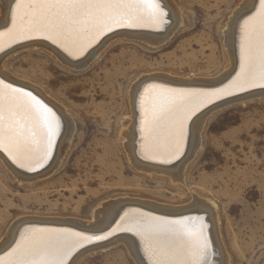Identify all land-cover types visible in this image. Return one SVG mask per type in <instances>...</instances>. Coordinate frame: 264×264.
<instances>
[{
    "label": "rangeland",
    "instance_id": "obj_1",
    "mask_svg": "<svg viewBox=\"0 0 264 264\" xmlns=\"http://www.w3.org/2000/svg\"><path fill=\"white\" fill-rule=\"evenodd\" d=\"M237 1L175 0L182 22L163 43L116 36L93 46L88 52L99 51L79 68L42 47L2 55L12 75L65 107L74 131L72 149H64L44 176L19 180L0 161V241L19 217L84 222L108 200L183 205L194 192L216 206L229 264H264V96L225 104L207 115L183 183L137 170L119 132L129 120L130 88L141 76L212 78L228 67L223 31ZM114 243L81 254L75 264H137L122 242Z\"/></svg>",
    "mask_w": 264,
    "mask_h": 264
},
{
    "label": "snow or ice",
    "instance_id": "obj_2",
    "mask_svg": "<svg viewBox=\"0 0 264 264\" xmlns=\"http://www.w3.org/2000/svg\"><path fill=\"white\" fill-rule=\"evenodd\" d=\"M167 13L160 0H14L10 26L0 31L9 42L43 36L69 55L81 53L114 28H159ZM241 72L229 89H173L148 85L140 97L141 150L146 158L171 162L182 154L186 123L213 98L264 87V0L239 24ZM60 121L48 105L23 88L0 80V151L29 170L51 155ZM118 230L139 237L149 264H210V243L202 217L170 220L125 213L109 233L88 236L67 230L26 229L0 264H67L85 242L106 239Z\"/></svg>",
    "mask_w": 264,
    "mask_h": 264
},
{
    "label": "bare ground",
    "instance_id": "obj_3",
    "mask_svg": "<svg viewBox=\"0 0 264 264\" xmlns=\"http://www.w3.org/2000/svg\"><path fill=\"white\" fill-rule=\"evenodd\" d=\"M13 3L14 0H0V31H4L10 26V9ZM160 3L164 11L167 13L165 17L166 23H164L161 27H117L112 31L102 34L96 41L85 48L83 52L78 54L69 55V53L66 52L58 43H53L52 40L46 39L43 36L20 39L16 42H9L7 36L3 38V51H0V80H3L6 84H11L13 87L23 88L26 91L31 92L37 99L48 105V107L56 113L60 121L59 133L56 137L51 155L47 161L44 162L43 166H38L35 170H29L27 167H21L18 163H15L6 152L0 151V161L3 162L7 169L14 174L17 179H35L50 173L48 172V170H51L49 168L54 167L53 164L55 163L56 165V162L63 157L61 154L65 152L64 149H66V153L72 149L71 144H69V140L72 131H74V123L73 119H70L69 113L60 102L46 94L42 89L35 86L31 82L22 79L20 80L18 77L12 75V73L9 72L2 63V55L12 49L17 50V48L42 47L53 53L65 65L79 68L84 66L86 61L89 62L88 60L90 57L95 55L94 53L100 49L97 47L91 52H88L93 46H96V44L100 41H107L108 39L110 40L116 36L123 35L138 37L151 44H160L163 43L171 31H173V29L182 22L181 9L175 0H160ZM258 6L259 0H238L236 6L231 11L229 21L226 23V28L223 31V36L225 37L224 45L228 58V67L217 76L212 78L179 77L172 76L170 74L153 73L141 76L132 84L129 95V120L127 123L125 122L122 124L119 132L120 136H122V147L125 155L129 162H131L137 170L147 173L165 174L173 182L183 183V171L185 165L187 161L195 153H197V151H199V140L201 134L203 135L202 126L207 115L225 104L254 96H264V87H249L246 90L250 89V91L243 90L246 91L243 92L233 90L231 94H225L222 97L213 98L211 102L206 105H202L193 113L186 123V134L182 147V154L185 152L184 155L181 157V154L179 158L173 159L171 162L162 163L159 159L146 158L145 154L141 150L140 97L144 92V89L148 85L153 84L163 85L167 88L173 89L205 91L214 89H229L231 82L237 77V74L241 72L239 24L244 18H246L247 15H251L252 12L255 11V7ZM168 21H171L170 25H168ZM164 29L166 30L164 31ZM237 93L240 94L235 97H231L230 99L212 104L225 96ZM51 158L52 162L50 161ZM49 162H51L50 165L46 167ZM191 199L192 200L189 203L183 205L160 203L155 200L142 198L129 199V197L113 201L105 200L106 202L100 203L98 205L99 208L95 211V213L93 212L94 214L92 215V220L84 222L83 220L80 221L71 218H39L35 216L19 217L11 223L4 238L0 241V255H4L5 252L10 250V248L14 246L15 241L19 239L20 234L26 229H46L57 231L67 230L71 233H83L88 236H100L105 235L113 228H116L117 224L120 223L121 217L124 216L125 213H128L130 215L144 214L153 217H165L170 220H176L181 217H202L206 224V235L210 243V264H229L230 255L227 250V246L224 245L221 238V229L219 227L220 220L215 204L198 196L194 192ZM112 223L114 224L107 230ZM115 233H113L115 235L111 234L113 236L107 239H101L100 241L93 240L92 242H98L91 245L88 244L92 242H85L82 249H80L81 247H78L73 251L71 256L68 258L67 264H75L78 257L87 251L95 248H104L117 241L124 244L126 249L135 258L137 264H149L139 237L134 235L132 232L122 230H118Z\"/></svg>",
    "mask_w": 264,
    "mask_h": 264
},
{
    "label": "water",
    "instance_id": "obj_4",
    "mask_svg": "<svg viewBox=\"0 0 264 264\" xmlns=\"http://www.w3.org/2000/svg\"><path fill=\"white\" fill-rule=\"evenodd\" d=\"M258 88H260V87H258ZM246 91H250V89H249V90H246ZM246 91H243V92H246ZM243 92H240V93H243ZM240 93L233 94V95H229V96H225V97H223V98L217 100L216 102H213L212 104H215V103L221 102V101H223V100L230 99L231 97H235L236 95H239ZM210 105H211V104H210ZM206 107H207V106H206ZM206 107H205V108H206ZM203 109H204V108H203ZM114 223H115V221H114ZM114 223H112V224L110 225V227L107 228V230L110 229L111 226H112ZM115 234H117V233H115ZM115 234H113V235H115ZM113 235L108 236L107 238L112 237ZM107 238H106V239H107ZM98 241H100V240H98ZM98 241H96V242H92V243H90V244H88V245H91V244L97 243ZM82 248H83V247H81L80 249H82Z\"/></svg>",
    "mask_w": 264,
    "mask_h": 264
}]
</instances>
